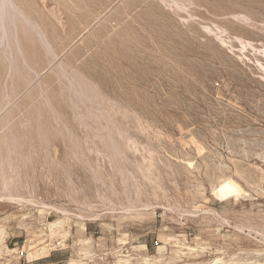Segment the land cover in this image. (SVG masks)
<instances>
[{"label":"rangeland","instance_id":"1","mask_svg":"<svg viewBox=\"0 0 264 264\" xmlns=\"http://www.w3.org/2000/svg\"><path fill=\"white\" fill-rule=\"evenodd\" d=\"M10 2L0 264H264V0Z\"/></svg>","mask_w":264,"mask_h":264},{"label":"bare ground","instance_id":"2","mask_svg":"<svg viewBox=\"0 0 264 264\" xmlns=\"http://www.w3.org/2000/svg\"><path fill=\"white\" fill-rule=\"evenodd\" d=\"M8 3L11 4L10 0H0V7H1V9H4L5 6L8 5ZM9 6H10V5H9ZM11 6H12V4H11ZM11 6H10V7H11ZM10 7H9V8H10ZM1 9H0V11H3V10H1ZM5 10H6V9H5ZM10 10H11V9H10ZM0 13H1V12H0ZM6 16H7V15H6ZM20 16H21V15H20ZM21 17H22V16H21ZM23 18H24V17H23ZM23 18H22V19H23ZM0 19H2V18H1V14H0ZM24 20H25V19H24ZM24 20H23V21H24ZM1 21H2V20H1ZM11 21H12V20H11ZM26 21H27V20H26ZM3 22H4V20H3ZM27 24H28V23H27ZM24 25H25V24H24ZM28 27H29V26H28ZM1 28H2V27H1ZM2 32H3V31H2ZM2 34H3V33H2ZM2 34H1V35H2ZM1 35H0V37H1ZM37 35H38V34H37ZM5 36H6V35H5ZM39 36H40V35H39ZM41 38H42V37H41ZM0 39H1V38H0ZM2 40H3V39H2ZM16 47H17V46H16ZM58 224H59V223H58ZM61 224H62V223H61ZM51 226H53V225H51ZM60 226H61V225H60ZM52 228H54V226H53ZM57 229H58V228H57ZM50 232H51V231H50ZM52 232H53V231H52ZM52 234H53V233H52ZM28 243H29V242H28Z\"/></svg>","mask_w":264,"mask_h":264}]
</instances>
